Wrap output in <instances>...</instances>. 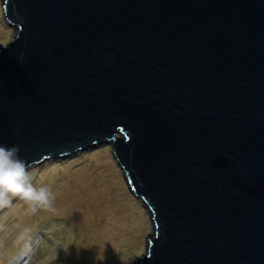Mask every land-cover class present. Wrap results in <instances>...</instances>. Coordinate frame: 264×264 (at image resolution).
Returning a JSON list of instances; mask_svg holds the SVG:
<instances>
[{"label":"water","instance_id":"water-1","mask_svg":"<svg viewBox=\"0 0 264 264\" xmlns=\"http://www.w3.org/2000/svg\"><path fill=\"white\" fill-rule=\"evenodd\" d=\"M0 144L110 142L154 230L133 264H264V0H1Z\"/></svg>","mask_w":264,"mask_h":264},{"label":"rangeland","instance_id":"rangeland-1","mask_svg":"<svg viewBox=\"0 0 264 264\" xmlns=\"http://www.w3.org/2000/svg\"><path fill=\"white\" fill-rule=\"evenodd\" d=\"M10 32H15L14 25L5 18L0 0V45L12 38ZM47 160L42 166L36 164L32 176L37 181L33 182L51 188L56 211L30 215L19 199L1 210L0 264H16L17 237L24 227L43 238L31 264H133L139 260L149 243L148 232L154 230L151 209L131 192L113 145H91Z\"/></svg>","mask_w":264,"mask_h":264},{"label":"clouds","instance_id":"clouds-1","mask_svg":"<svg viewBox=\"0 0 264 264\" xmlns=\"http://www.w3.org/2000/svg\"><path fill=\"white\" fill-rule=\"evenodd\" d=\"M20 150L18 144L11 146L0 144V210L10 208L13 205V200L19 199L28 206V214L30 215H36L40 211L55 212L54 201L56 196L54 192L49 186L41 185L38 187L34 184V178L29 167L37 163L29 166L25 158L20 155ZM42 239L38 235H34L31 229L24 227L17 237L16 264H31ZM1 254L0 258L2 259L3 254Z\"/></svg>","mask_w":264,"mask_h":264},{"label":"trees","instance_id":"trees-1","mask_svg":"<svg viewBox=\"0 0 264 264\" xmlns=\"http://www.w3.org/2000/svg\"><path fill=\"white\" fill-rule=\"evenodd\" d=\"M48 161V160H47ZM38 165H40V166H42V165H44V162H42V163H37ZM35 168H37V166L36 165H33L32 167H29V171L31 172V174L33 175V172L36 170ZM37 180L34 178V182H36ZM15 209H17V207L15 208ZM19 209V208H18ZM1 211V210H0ZM0 215H2V217L4 216L3 214H0ZM4 218V217H3ZM57 241V240H56Z\"/></svg>","mask_w":264,"mask_h":264},{"label":"bare ground","instance_id":"bare-ground-1","mask_svg":"<svg viewBox=\"0 0 264 264\" xmlns=\"http://www.w3.org/2000/svg\"><path fill=\"white\" fill-rule=\"evenodd\" d=\"M154 221V220H153Z\"/></svg>","mask_w":264,"mask_h":264}]
</instances>
